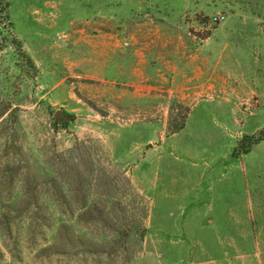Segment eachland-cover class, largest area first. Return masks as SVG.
I'll list each match as a JSON object with an SVG mask.
<instances>
[{"label":"rangeland","instance_id":"rangeland-1","mask_svg":"<svg viewBox=\"0 0 264 264\" xmlns=\"http://www.w3.org/2000/svg\"><path fill=\"white\" fill-rule=\"evenodd\" d=\"M3 4L0 264H264V140L231 157L264 129V0ZM134 31L200 77L187 99L132 102ZM81 34L118 36L103 82L76 76ZM222 41L230 81H206L194 55Z\"/></svg>","mask_w":264,"mask_h":264},{"label":"crops","instance_id":"crops-1","mask_svg":"<svg viewBox=\"0 0 264 264\" xmlns=\"http://www.w3.org/2000/svg\"><path fill=\"white\" fill-rule=\"evenodd\" d=\"M117 37L118 36L115 35H79L76 39V43L79 42V45L87 51V54L90 53L93 58L91 59L88 56L84 58V56H80L74 60L75 63H72L73 66L79 67L83 71L82 75L76 76L78 78L89 79L91 81L103 82L108 75L106 72H103V70H105L106 68V63L108 62L109 65L113 64L114 58L112 57V55L120 47V41L116 39ZM140 37L144 36L139 35V33L136 31L132 32V60L130 61L131 65L129 68H124L129 70L128 77L130 81H132V83L129 84V86H132L133 88L132 102H134L135 104L144 101L149 103L153 102L154 96L150 95V89L146 90L143 94L138 93V88H146L145 86L141 85L143 81H155V84H165V81H170V83L168 82L171 86L168 90L169 97H172L174 99H187V96L185 97L184 95L185 92H182L181 90H186L187 92L191 88V82L201 81L199 80L200 77L195 76L193 78H188L186 72L177 64H174L175 61H164V59L160 56H157L155 58L157 64H155V66H150L148 62V55L151 52L147 50V46H143L145 45V43H140L137 41V39L139 40ZM201 50L203 49L199 47V49L195 53L193 64L194 67L198 69V71H200V66H202L203 69L208 67V77L207 79L205 78V80L230 81L225 75L220 73V68H218V66L220 67V64L225 67L227 63V58L224 59L225 54L227 57L228 53L230 52V48H228L227 42L225 43L224 41H222L221 43L219 42V44L217 43L214 46H211L209 48V52H207L208 57H200L202 53ZM107 55L108 57L106 58ZM113 65L118 66L117 62H115ZM113 65L112 67H114ZM183 85L184 88L182 87ZM150 88L159 90L161 86L157 88L150 86Z\"/></svg>","mask_w":264,"mask_h":264},{"label":"trees","instance_id":"trees-1","mask_svg":"<svg viewBox=\"0 0 264 264\" xmlns=\"http://www.w3.org/2000/svg\"><path fill=\"white\" fill-rule=\"evenodd\" d=\"M0 7H2L0 11L3 12L5 8V5L3 4V0H0ZM16 47L19 48L17 44ZM263 140H264V129L261 132H259L258 135L243 136L240 142H238L237 146L233 149L231 157L233 159H238L243 155H247L248 153L251 152L253 146L259 144Z\"/></svg>","mask_w":264,"mask_h":264},{"label":"water","instance_id":"water-1","mask_svg":"<svg viewBox=\"0 0 264 264\" xmlns=\"http://www.w3.org/2000/svg\"><path fill=\"white\" fill-rule=\"evenodd\" d=\"M53 118L56 123L61 122L62 124H65L70 121V118L66 117L61 110L56 111L53 114Z\"/></svg>","mask_w":264,"mask_h":264},{"label":"built area","instance_id":"built-area-1","mask_svg":"<svg viewBox=\"0 0 264 264\" xmlns=\"http://www.w3.org/2000/svg\"><path fill=\"white\" fill-rule=\"evenodd\" d=\"M224 18L223 17H213L212 18V23H218L221 22Z\"/></svg>","mask_w":264,"mask_h":264}]
</instances>
